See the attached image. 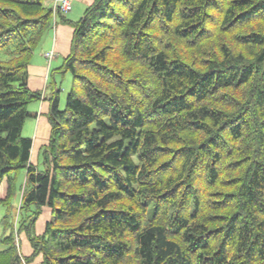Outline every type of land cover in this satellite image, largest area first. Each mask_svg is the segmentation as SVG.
Masks as SVG:
<instances>
[{"label":"trees","instance_id":"1","mask_svg":"<svg viewBox=\"0 0 264 264\" xmlns=\"http://www.w3.org/2000/svg\"><path fill=\"white\" fill-rule=\"evenodd\" d=\"M49 1L0 0V264H264V0H90L76 22ZM57 19L73 85L39 169L28 68Z\"/></svg>","mask_w":264,"mask_h":264},{"label":"crops","instance_id":"2","mask_svg":"<svg viewBox=\"0 0 264 264\" xmlns=\"http://www.w3.org/2000/svg\"><path fill=\"white\" fill-rule=\"evenodd\" d=\"M87 6L90 4V0H83V3ZM72 12V9L71 11ZM66 15V14H63ZM66 18V17H65ZM66 20L76 22L73 20ZM78 21V20H77ZM73 29L68 24L62 23L57 19V23L54 28L47 32L42 40L40 46L35 51L28 68V87L32 91H41L44 95L43 101L40 102L39 110L36 113L37 127L34 137L32 138V156L31 163L37 164V157L42 146L47 144L49 137V125L47 122V113L49 111V103L47 97L51 90L56 89V77L55 74L61 73L59 68L62 65L63 60L68 56L70 51V44L72 39ZM47 52H53V58L47 61L44 54ZM52 80L47 93V83ZM31 112V111H30ZM46 115V116H45ZM35 155V163L33 161ZM50 212L47 209L43 210L42 215L38 220V226L36 227L37 234H41L44 231V225L50 219ZM22 254L24 256H30L32 254L31 246L24 236H21ZM41 258L38 257L33 264H38Z\"/></svg>","mask_w":264,"mask_h":264},{"label":"rangeland","instance_id":"3","mask_svg":"<svg viewBox=\"0 0 264 264\" xmlns=\"http://www.w3.org/2000/svg\"><path fill=\"white\" fill-rule=\"evenodd\" d=\"M70 4H71L72 12L65 13L66 15H64V17H66L69 20L77 21L82 17L85 9L87 8V4L85 2L83 3V0H70ZM49 6H51V3H49ZM55 77H56V89L60 91L59 109L64 110L65 103H66V97L70 89L72 88L73 79L70 73L55 74ZM51 82L52 80L50 79L46 85L48 87L47 93L49 92V87H50ZM39 106H40V102H33L28 105V110L31 112H37L39 110ZM36 127H37L36 119L34 118L26 119L23 125L22 136L25 138L32 139L36 132ZM0 134H4V133L0 132ZM42 152H43V148H41V151L39 152L38 161H37V165L39 169H42V166L40 165V161L42 159V156H41ZM33 161L34 163L36 162L35 155H34ZM13 178H14V184H15V191H14L15 196L13 197L11 204L14 206V208H17L18 201L20 200L21 189L24 186L25 171L19 170L18 172L13 174ZM4 214H5V207L0 205V232L2 231L1 219Z\"/></svg>","mask_w":264,"mask_h":264},{"label":"built area","instance_id":"4","mask_svg":"<svg viewBox=\"0 0 264 264\" xmlns=\"http://www.w3.org/2000/svg\"><path fill=\"white\" fill-rule=\"evenodd\" d=\"M53 6L54 9H59L61 12H67L71 9L70 0H55ZM47 56H50V54Z\"/></svg>","mask_w":264,"mask_h":264}]
</instances>
